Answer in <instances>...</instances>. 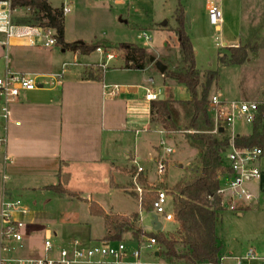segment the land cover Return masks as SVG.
Masks as SVG:
<instances>
[{
  "label": "rangeland",
  "instance_id": "obj_1",
  "mask_svg": "<svg viewBox=\"0 0 264 264\" xmlns=\"http://www.w3.org/2000/svg\"><path fill=\"white\" fill-rule=\"evenodd\" d=\"M46 1L57 9H62L64 4L71 7V13L65 15L67 45L82 42L92 46L98 42H108L113 45L111 50H107L104 54L94 51L90 55L80 56L78 59L72 50H64L58 45L45 48L41 44H20L24 42L22 39L24 36L38 40L40 35L37 31H28L24 26H17L11 31L14 37L12 42L20 43L13 45L11 42L8 51H0V76L1 69L7 61L8 66L14 72H33L47 76L60 75L63 66L66 65L67 69L60 87L64 96L61 102L57 103L59 110L62 104L66 110L69 100L78 112L82 110L80 118H89L86 120H89V124L95 127L92 133L94 136L100 137L103 134L102 130H106L109 136L111 134L118 137L123 136L125 148L132 149L135 144V134L124 132L125 129L121 127L120 116L124 117L125 102L122 99L103 100L102 84L100 83L103 82L108 86L148 87L160 96L166 94V97L173 99L175 101L173 107L177 114L180 130L171 133L173 140L166 138V141L174 149V153L168 158L167 173L162 177L161 185H158L157 168L153 167V162L150 161L154 151L151 150L143 157L141 165L152 168L150 175L152 181L149 183L144 184L140 178L136 177V181L139 183L138 187L143 190L144 197L149 196L153 199L155 190L159 189L172 191L177 183L193 174L197 167L198 152L189 146L186 139L187 132L183 131L189 122L186 103L190 100V95L185 87L171 80H164L151 61L143 71L124 69L125 50L121 48L122 44L143 47L150 56L149 60L154 57L170 69L180 67L182 65L181 55L175 30L177 29V11L182 7L186 19L184 30L195 48L196 64L202 75V82H205L204 76L208 72L217 74L210 94L219 90L222 96L230 101L256 102L259 107L264 104V0H217L221 5L220 9L224 20L221 31H218L209 22L207 0H128L118 6L108 0ZM27 15L29 12L24 11L14 19L19 21ZM144 34L151 39L146 41ZM242 34H244L243 39ZM224 42H227L228 45L241 43L237 47H229L228 45L223 46ZM103 50L105 51V49ZM107 53H111L114 59L108 61ZM243 58L245 59L243 64L238 65V60ZM76 61L77 65H75ZM88 68L92 69L94 73L103 70L102 81L89 86L76 85L81 88L76 91L70 86V83L77 81L78 72H83ZM151 79L154 84H150ZM169 85L173 89H166ZM45 88L54 93L58 91L55 84L47 85ZM98 91L99 95L96 97ZM139 91L138 96L141 98L143 91ZM88 92L90 95H86ZM87 96H91L97 105L90 108L89 101L91 99L88 101ZM52 102L55 103V100ZM15 107V104L10 107L11 113ZM113 115L114 122L110 120ZM4 124L5 122L0 119V138L5 137ZM78 125L83 126L81 121ZM12 127V124L9 123L7 145L8 153L14 156L12 164L5 163L4 148H0V173L3 175L5 166L6 183H10L8 178L12 174V169L16 168L20 162H24L21 161L24 157L19 156V153L13 149V142L18 140L19 135L14 134ZM243 129L245 133L249 134L252 133L253 128L248 125ZM150 130H153L151 126ZM160 130L162 128L158 127L157 131ZM79 133L85 135L84 130H79ZM189 133L192 132L189 131ZM227 135V133H223L219 135V138L222 136L226 138ZM145 137H149L155 145L165 138L158 132L142 133L137 137V146ZM120 159L122 160V155ZM122 163L130 166L127 161L122 160ZM123 179L125 184L130 181L128 176ZM16 198L24 201L23 194L15 196ZM96 199L108 211L138 214L141 223L137 219L136 229L147 234L145 238L140 239L134 238L133 231L129 235L123 236L122 242L127 252L126 257L123 258V264H136L138 261L140 264H168L164 248L158 244L148 248V245L152 235L162 233L170 238H176L179 229L176 222H167L161 217L163 229L154 231L150 214L140 208L137 198L123 190H116L112 193L101 192ZM172 204L168 203V211H172ZM40 210L48 213L45 216L46 221L39 225L25 227L23 233L27 232L30 239L24 241V249L19 250L18 245H15L16 250L9 253L0 247V259L43 257V242L47 238H50L58 248L67 247L75 240L80 242L83 247H90L100 243L105 235L103 219L92 216L87 204L63 201L58 205H43ZM244 214V218H239L232 212H225L222 221L216 226L217 236L222 247L221 264H264L261 260L245 259L248 248L257 245L255 240L250 237V214L246 212ZM263 245L261 244V246ZM178 248L184 251L182 246ZM136 252H140L139 259L135 257ZM157 253L159 256L156 255ZM179 263L181 264V262Z\"/></svg>",
  "mask_w": 264,
  "mask_h": 264
},
{
  "label": "crops",
  "instance_id": "obj_2",
  "mask_svg": "<svg viewBox=\"0 0 264 264\" xmlns=\"http://www.w3.org/2000/svg\"><path fill=\"white\" fill-rule=\"evenodd\" d=\"M219 6L221 5L219 4ZM28 16L29 15L24 18ZM24 28L28 31H38L37 27L24 26ZM219 30H222V26ZM243 36L244 34H242V39L244 38ZM66 37L67 29L65 26V39ZM17 43L20 42H12L13 45ZM240 43L241 42L228 45L227 42H224L223 46L228 45L229 47H237ZM24 45H27L25 40ZM77 58L79 59L78 56ZM7 62H5V65L8 64ZM83 72H78L76 77L77 81H75V83H70V86L76 89V91L81 89L76 85L89 86L102 81L82 80L81 76ZM21 73L37 74L33 72ZM100 84H102L101 93L103 100L111 98L122 99L125 102L124 117L120 116L122 121L121 127L125 129L124 132L135 134L133 149L125 148L123 136L118 137L113 134L109 136L106 130H102V136H94L92 133L95 127H92L89 124V120H86L88 117H84V119L80 118L82 116V110L78 112L75 106L70 104L69 100L66 105L67 109L64 110L62 104L59 110L57 103L61 102L64 96V92L63 90L61 91L60 87H58L57 93L45 87H40L33 92L24 93L20 100L15 103L16 107L12 111L11 121L4 124L6 136H8L9 123L13 126L14 134L19 135L18 140L13 142V149L19 153V156L21 155L24 157L23 160H21L24 162H20L16 168L12 169V174L8 178L10 183L5 182L7 180V176H5V166L3 175L0 173V176H3V178L1 176L0 179V205L6 199L21 201L25 204L29 210L28 216L25 217L26 226L39 225L46 221L45 216L48 213H44L45 211L43 212L40 210L43 205H58V203L63 201L84 203L87 204L88 209V202L93 201L99 204L107 214L123 216L138 215L136 213H114L106 210L104 206L100 204L99 200L96 199L101 192L112 193L116 190H123L137 198L140 208L142 209L141 200L138 199L140 196L136 189L139 184L136 181V177L140 178L144 184L152 181L150 177L152 168L150 169V167L147 168L146 166H142V159L153 150L154 154L150 161L153 162V167L155 166V168H157V162L163 156L159 143L155 145L149 137L141 139L139 146L136 144L138 140L137 137L140 136V134L157 132V130H150V111L152 102L145 101L147 90L150 89L148 87H122L120 94L113 97L106 96V93L110 92L109 89H105V86L108 85L103 82ZM168 88H171L170 85L166 87V89ZM139 90L143 91V97L141 98L138 96L140 94ZM86 95H90L89 92ZM96 95V97H98L99 91ZM89 99H91L92 102L89 101ZM165 99H169V97H166V94L160 96V100ZM52 100H55V103H53ZM87 100L90 102V108H93V105H97V103H95L96 101H94L91 96H87ZM113 118L114 115L110 117L112 122H114ZM80 121L83 124L82 127L78 125ZM15 122H20L21 125L16 126ZM243 128L244 127L240 128L238 136H250L253 133V129L252 133L248 134L245 133ZM79 130H84L85 135H80ZM170 140H173L172 135L170 136ZM3 148L5 152V163L12 164L14 156L8 153L7 143ZM121 155L122 160L127 161L130 166L122 163L120 159ZM166 158L167 162L169 156ZM134 159H137L140 166L143 167V173L138 174L133 164ZM259 167L262 171L261 180L259 182H251L248 185L256 196L258 204L245 212L250 214V237L255 240L257 245L250 246L249 248H254L258 255L263 256L264 245L261 246V244H264V157L259 162ZM122 176H128L130 181L125 184L123 182L124 177ZM58 185H62L67 191L77 194L80 199L66 194H57L51 187H56ZM21 194L24 195V201L19 198L15 199V196ZM150 212H148V214H150ZM223 213L218 223L222 221ZM244 213L236 215L239 218H244ZM138 219L140 220L139 215ZM24 234L26 237L25 241H29L30 235L27 232H24ZM106 234L107 230L105 227V235L100 241L104 240ZM129 234L130 233H127L126 235ZM166 236L169 237L168 235ZM217 238L219 242L220 239L218 236Z\"/></svg>",
  "mask_w": 264,
  "mask_h": 264
},
{
  "label": "trees",
  "instance_id": "obj_3",
  "mask_svg": "<svg viewBox=\"0 0 264 264\" xmlns=\"http://www.w3.org/2000/svg\"><path fill=\"white\" fill-rule=\"evenodd\" d=\"M14 7L29 10V16L19 21H14L17 26L37 28H50L55 31L56 45L64 50H72L78 57L88 56L99 48L111 50L112 44L98 42L96 45L77 43L67 45L65 41V15L62 9L53 8L46 0H12ZM181 66L175 69L168 68L163 74L164 80H171L186 88L190 95L186 107L189 122L183 131L187 132L189 146L198 152L197 167L193 174L183 178L173 190L168 192L173 198V215L178 225L177 237H167L160 233L152 235L157 244L164 248V254L168 264H221V246L216 235V226L222 212L219 208L210 205L209 197L216 202L220 201L218 191L220 189V177L224 174L223 151L228 146L227 138H219L221 133L214 135V124L208 113V101L211 89L217 74L208 72L205 74V82L197 68L195 48L192 41L186 35L184 27L186 23L185 11L178 9L176 16ZM125 50L124 69L145 70L150 63V56L146 49L134 45L122 44ZM244 58L238 60L241 65ZM164 64V63H163ZM103 70L94 73L92 69H85L81 79L89 81H101ZM173 99L158 100L151 103V128L158 127L167 133L180 130L177 114L173 107ZM192 132V133H189ZM238 147H264V104L259 107V114L253 125V133L250 136H238ZM57 194H66L80 199L72 192L67 191L62 185L51 187ZM155 198V196H154ZM151 197L142 195V210L151 211L153 202ZM144 199V201H143ZM90 214L104 219L107 234L104 241L122 242L123 236L133 231L135 239L145 238L147 234L136 229L135 222L138 215L123 216L107 214L96 202H88ZM182 246L184 251L179 250Z\"/></svg>",
  "mask_w": 264,
  "mask_h": 264
},
{
  "label": "built area",
  "instance_id": "obj_4",
  "mask_svg": "<svg viewBox=\"0 0 264 264\" xmlns=\"http://www.w3.org/2000/svg\"><path fill=\"white\" fill-rule=\"evenodd\" d=\"M113 5H122L128 0H108ZM207 10L210 24L220 31L223 24V13L217 0H207ZM28 9L14 7L12 0H0V50L7 51L11 46L12 29L17 27L15 17L24 13ZM64 15L71 13L69 5L63 6ZM38 40L33 37L24 36L22 39L27 45H44L45 48H51L56 45L54 38L55 31L50 28H38ZM146 41L151 38L146 34L143 35ZM21 38V37H18ZM24 44V42L22 43ZM99 54L106 51L103 48L97 49ZM107 60L111 61L114 56L107 53ZM77 65V61L75 62ZM104 67V65H102ZM67 66L64 65L62 73L57 76H47L42 74H28L14 72L5 65L1 69L0 76V119L5 123L11 121L12 113L10 107L17 103L24 93L36 91L40 87L55 84L56 87L62 86V80ZM50 80V82H48ZM150 84H154L151 79ZM110 92L106 96L116 97L120 94L121 86H105ZM160 100V95L147 90L145 101L154 102ZM208 113L214 124L213 134H219L220 129H224L227 133L228 146L223 151V168L224 174L220 177V189L218 194L220 201L216 202L209 197L210 205L219 208L223 212H232L234 214H242L248 209L254 208L258 202L256 196L249 188V183L259 182L262 178V171L259 162L264 157V147H238L236 138L241 127L254 125L259 114V105L256 102L230 101L225 99L220 91L211 94L208 101ZM16 126H20V122H15ZM240 126V127H239ZM165 138L159 142V147L163 152V156L157 162L158 185L162 184V177L167 173L166 157L174 153V149L167 144L166 138L169 140L171 133L165 130L157 131ZM7 143V136L0 138V148ZM8 160V159H7ZM133 164L138 174L143 173L144 169L140 166L137 159L133 160ZM140 199L143 190L137 188ZM173 203V198L166 190H155V198L151 205L150 214L157 215L161 222V217L167 222H175L172 211L167 210L168 203ZM29 214V210L25 204L17 200L6 199L1 204L0 223H1V248L3 251L13 253L18 245L19 250L24 249V241L26 240L23 230L25 229V217ZM157 245L154 238H150L148 248ZM127 255L126 247L123 242L101 241L100 243L83 247L80 242L73 241L67 247L58 248L51 239L44 241L43 257H27L20 259L1 258L0 264H123V258ZM137 259L140 258V252L135 253ZM246 260H261L264 262V255H258L254 248H249ZM136 264H140L138 261Z\"/></svg>",
  "mask_w": 264,
  "mask_h": 264
},
{
  "label": "water",
  "instance_id": "obj_5",
  "mask_svg": "<svg viewBox=\"0 0 264 264\" xmlns=\"http://www.w3.org/2000/svg\"><path fill=\"white\" fill-rule=\"evenodd\" d=\"M187 18H189V17H187ZM81 44H83V43L81 42ZM150 61L152 64H155V67L158 69V71L162 75L167 71L168 67L165 64H163L161 61H158L156 58L152 57L150 59ZM219 133L223 134L224 129H220ZM151 225H152L154 231H160L162 229V226H163L162 223L159 221L158 216L155 214L151 215ZM157 256H158V253H157Z\"/></svg>",
  "mask_w": 264,
  "mask_h": 264
}]
</instances>
